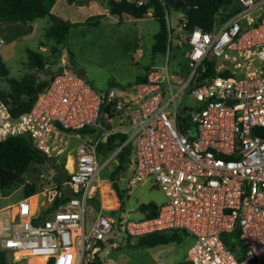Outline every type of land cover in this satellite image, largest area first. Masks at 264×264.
<instances>
[{
  "label": "built area",
  "instance_id": "obj_1",
  "mask_svg": "<svg viewBox=\"0 0 264 264\" xmlns=\"http://www.w3.org/2000/svg\"><path fill=\"white\" fill-rule=\"evenodd\" d=\"M239 1L242 9L211 29L185 28L180 12L174 44L186 43V76L174 79L165 63L131 86L129 172L117 186L127 194L148 179L164 196L153 215L122 218L112 211L117 204L101 202V184L106 195L114 191L98 175L99 105L103 98L122 108L130 100L119 95L124 88L97 93L61 65L26 111L13 116L0 98V140L26 135L43 155L31 164L34 179L24 178L34 189L5 208L0 249L12 262L22 256L36 264L38 256L40 264H89L120 233L182 229L193 264H263L264 13L244 15L262 0ZM184 94L196 103L180 104ZM234 229L236 252L222 238Z\"/></svg>",
  "mask_w": 264,
  "mask_h": 264
},
{
  "label": "rangeland",
  "instance_id": "obj_2",
  "mask_svg": "<svg viewBox=\"0 0 264 264\" xmlns=\"http://www.w3.org/2000/svg\"><path fill=\"white\" fill-rule=\"evenodd\" d=\"M91 2V1H90ZM264 7V6H263ZM72 8V7H70ZM54 13L61 17L64 10L56 3L52 8ZM79 8H77L78 10ZM70 15V14H69ZM246 16L251 15V10L246 11ZM179 10L168 7L165 13V21L171 28L170 47H166L164 52H151L150 43L152 34L157 29L158 24L155 19L145 15L138 21H116L108 22L101 19L98 23L91 20L79 19L75 24L67 29L65 37L55 42L51 37L43 34L45 26L38 25L32 36L14 38L10 36L11 29L4 24L0 18V58L7 69V76L19 78L26 73H35L37 78L44 77L64 65L76 74L81 75L89 86L97 93L107 89L108 82H117L122 84H131L135 77L144 72L146 67H158L166 63L167 70L174 79H183L189 71L188 61L185 55L186 46L178 43L175 46L176 34L175 25ZM72 19V16H68ZM46 17L42 19L44 22ZM240 20V18H239ZM40 41L47 47L54 46L52 58L46 59L45 72H36V67L31 66L26 60V48L35 49V44ZM138 50H137V49ZM138 51V53H137ZM43 55V52H41ZM48 56H46L47 58ZM8 84L3 75H0V90L6 91ZM196 103L191 97L182 95L180 104ZM125 107L114 110L112 117L108 119L102 115L100 123L107 131L121 130L127 125V111ZM124 110V111H123ZM105 130L102 132L105 133ZM75 143L74 142H71ZM116 148L106 152L95 150L97 163L100 165L98 175L107 176L113 168L116 159L114 152ZM109 155V157H107ZM31 164L24 173L25 177L33 180L35 175L31 171ZM127 170V169H126ZM126 170L121 173L124 175ZM118 186L123 185V179L116 180ZM109 186V184H108ZM103 196L102 204L107 207L115 206L113 198L104 194L103 184L100 185ZM22 196V184L12 185L9 188L0 190V211L4 208L11 209L14 203ZM122 218L135 219L140 216L136 205L140 202L152 201L156 205L164 200L163 193L155 186L149 183L148 179L138 182L133 186L129 193H121ZM89 205L86 206V209ZM87 214H89L87 212ZM190 235H186L180 242H166L155 245H137L132 236H126L120 233L102 243L97 249L96 256L101 264H152L156 255L165 248H181L187 243ZM113 243V245H112ZM9 258V254L5 252ZM16 254V253H15ZM41 257L32 259L36 264L42 262ZM16 264H23V257L20 256ZM264 264V262H263Z\"/></svg>",
  "mask_w": 264,
  "mask_h": 264
},
{
  "label": "trees",
  "instance_id": "obj_3",
  "mask_svg": "<svg viewBox=\"0 0 264 264\" xmlns=\"http://www.w3.org/2000/svg\"><path fill=\"white\" fill-rule=\"evenodd\" d=\"M54 0H0V18L1 21L8 25L11 29L10 36H16L30 31V20L42 16H47L49 24L45 28V36L51 37L55 42L61 41L67 29L74 25V21L49 11L50 5ZM68 3L74 0H66ZM174 0H144L138 3L136 0H100L108 13L120 15L121 13L129 14L132 17H141L148 11L153 19L156 20L158 27L152 34L150 43L151 52H164L167 43V25L165 21V13ZM178 4L173 5L179 9L185 17V28H190L192 25H199L204 29H211L228 17L242 9V4L239 0H176ZM182 46L186 43L182 41ZM176 46V45H175ZM170 47V44L169 46ZM177 47V46H176ZM26 60L31 66L42 68L44 65L45 56L39 50L26 48ZM209 72V71H208ZM0 75H3L8 89L0 90V98L4 100L8 111L11 115L26 111L36 93L47 82V79L34 81L32 73H26L19 78L7 76V69L0 58ZM145 73L137 75L134 82L143 80ZM131 84V85H132ZM113 85L120 87H128L129 84H121L117 82H108L107 89ZM105 92L102 91V93ZM112 102L104 103L101 99L98 120L102 115L111 117L113 115ZM184 131V129L181 128ZM126 133L114 130L106 133L103 140L96 143V150L99 152H108L114 148V158L116 162L113 168L109 171L110 186L112 187L116 199L117 206L112 211L122 209L121 191L116 184V180L121 173L126 169L129 163V155L132 148L130 141H124ZM43 155L31 144L26 135H12L0 140V190L9 188L12 185L22 184V193L31 192L33 183H24L25 175L28 166L35 161H42ZM94 200L95 206H98V199L91 197ZM156 204L152 201L140 202L136 208L143 215L149 216L156 212ZM187 233L182 229H171L165 231H155L141 234L135 238L137 245H155L171 240H179L185 237ZM237 231L232 230L229 233L223 234V241L233 251H238L237 248ZM102 244H100V247ZM0 264H16L10 260L5 254V251L0 249ZM31 264V263H25ZM44 264H51L46 261ZM89 264H101L95 255L94 259Z\"/></svg>",
  "mask_w": 264,
  "mask_h": 264
},
{
  "label": "crops",
  "instance_id": "obj_4",
  "mask_svg": "<svg viewBox=\"0 0 264 264\" xmlns=\"http://www.w3.org/2000/svg\"><path fill=\"white\" fill-rule=\"evenodd\" d=\"M56 3H58L60 5L61 9L64 10V12H65L64 14H66L68 16H70V15L72 16V19H70V17H68V16L64 17V18H67L70 21H75V20L78 21L81 18V19H84V20H87V19L88 20H91V22L93 21V23L95 24V23L100 22L101 19H105L108 22H116V21H121V20L122 21L123 20L124 21H138V20L142 19L145 15L151 16L149 11L146 14H144L143 16L136 17V18L135 17H132L129 14H126V13H121L119 16L116 15V14L108 13L106 11V8L102 4V2H100V0H74L73 2H70V3H68L66 0H54L53 3L50 5V8H49V11L50 12L54 13V11H52L51 8ZM173 5L174 4H172L169 7L174 8ZM263 6H264V0H262L261 2L255 4L253 7L250 8L251 15H249V16H251V17H257L260 14L264 13V7ZM70 7H72V8H70ZM77 8H79V9L77 10ZM179 13H180V11H179ZM44 17H46L45 20H43L44 22H41ZM29 23L31 25L30 31H28L26 33H23V34H20V35H18L16 37H13L12 39H10V41L13 40L14 38H18V37H27V36L29 37V36H32L34 30L36 29V27L38 25H41L42 28L45 26V28H46L47 25L49 24V19H48L47 16H42V17H38V18H34V19L30 20ZM44 32H45V29L43 30V34L45 35ZM54 49H55L54 46L47 47L46 45H44L40 41H37L36 42L35 49H32V50H36V51L39 50V51L43 52V56H45L43 67L42 68H37L36 67V69H38V70H36V72H40V73H44L45 72V70H44V67H46L45 60L52 58V54L51 53H52V51ZM137 53H138V51H137ZM46 56H48V57L46 58ZM151 66L146 67L145 70H144V72L141 73V74H139V75L144 74L148 70V68H150ZM32 75L34 77V81L44 80V79H47L49 77V76H47V74H45L44 77H41V78H37L36 75H35V73H32ZM125 84H127V83H125ZM111 87L120 88V86H117V85H113ZM121 88H124L125 89V93L124 94H119V95L122 96V97H124V98H126V99H130L123 106V107H125L124 110L127 111V116L126 117H127V122H128V111L134 105L133 100H131L132 87H130V88L129 87H121ZM114 112L115 111H113V113ZM111 117H108V119H110ZM99 123H100V121H99ZM101 126H102V124H101ZM103 130H105V128L102 126L99 129V134H100L99 137H100V140H103L104 137H105V135H106V133L109 132V131L106 132V130H105V133H103L102 132ZM119 131L125 132L126 135H127L123 142L130 141V143H131V140L128 138V136H129V126H128V123H127V125L125 127H122L121 130H119ZM107 157H109V155ZM130 157H131V151H130L129 159H130ZM126 169H125L126 170V173L124 175L119 176L118 179L119 178H122L123 179V177H125L126 174L129 172V163H128ZM103 189H104V191L106 190V185H103ZM100 193L103 196V193H102L101 188H100ZM104 194H105V192H104ZM108 196L113 198V202L115 204L118 203L117 202V199H116V196H115L114 193H110V194H108ZM5 210L6 209L4 208V209H2L0 211V228L2 226L3 219H4V216H5ZM187 236H188V234H187ZM133 239H135V237ZM182 239H184V237L180 238L179 240H171V242H173V241L174 242H180ZM190 241H191V237H189V239H188V241H187V243L185 245L183 243L182 249L181 248L180 249L179 248L177 249V248H174V247L165 248L164 250H162L160 252V255H156V258H159V259H154V261H153L152 264H193L188 259L187 255H186V247L190 243ZM167 242H170V241H167ZM164 243H166V242H164ZM159 244H162V243H159Z\"/></svg>",
  "mask_w": 264,
  "mask_h": 264
},
{
  "label": "bare ground",
  "instance_id": "obj_5",
  "mask_svg": "<svg viewBox=\"0 0 264 264\" xmlns=\"http://www.w3.org/2000/svg\"><path fill=\"white\" fill-rule=\"evenodd\" d=\"M19 252H21V251H16L15 253L18 254ZM35 257H38V256H35ZM35 257H31V260H32L33 258H35Z\"/></svg>",
  "mask_w": 264,
  "mask_h": 264
},
{
  "label": "water",
  "instance_id": "obj_6",
  "mask_svg": "<svg viewBox=\"0 0 264 264\" xmlns=\"http://www.w3.org/2000/svg\"><path fill=\"white\" fill-rule=\"evenodd\" d=\"M173 4H174V5L178 4V1L174 0V1H173Z\"/></svg>",
  "mask_w": 264,
  "mask_h": 264
}]
</instances>
